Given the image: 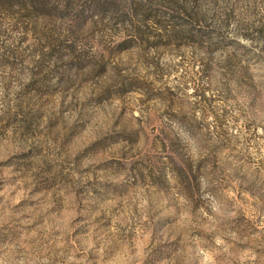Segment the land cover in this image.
Returning a JSON list of instances; mask_svg holds the SVG:
<instances>
[{"label": "rangeland", "instance_id": "1", "mask_svg": "<svg viewBox=\"0 0 264 264\" xmlns=\"http://www.w3.org/2000/svg\"><path fill=\"white\" fill-rule=\"evenodd\" d=\"M0 264H264V0H0Z\"/></svg>", "mask_w": 264, "mask_h": 264}]
</instances>
